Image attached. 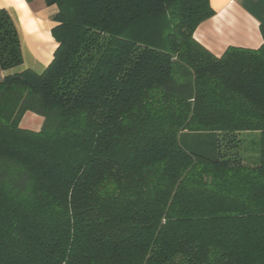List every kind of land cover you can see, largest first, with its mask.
Masks as SVG:
<instances>
[{"label":"trees","instance_id":"obj_1","mask_svg":"<svg viewBox=\"0 0 264 264\" xmlns=\"http://www.w3.org/2000/svg\"><path fill=\"white\" fill-rule=\"evenodd\" d=\"M44 2L52 61L0 81V264H264V26L215 56L209 0ZM22 64L0 9V69Z\"/></svg>","mask_w":264,"mask_h":264},{"label":"crops","instance_id":"obj_2","mask_svg":"<svg viewBox=\"0 0 264 264\" xmlns=\"http://www.w3.org/2000/svg\"><path fill=\"white\" fill-rule=\"evenodd\" d=\"M209 4L214 15L197 26L193 38L211 54L220 56L229 46L257 49L262 45L264 0H209ZM0 9L9 13L16 26L24 63L8 71L0 69V81L27 69L44 71L58 46L51 34L58 25L53 20L57 7L44 0H0ZM42 122L41 117L26 113L20 127L39 131Z\"/></svg>","mask_w":264,"mask_h":264},{"label":"rangeland","instance_id":"obj_3","mask_svg":"<svg viewBox=\"0 0 264 264\" xmlns=\"http://www.w3.org/2000/svg\"><path fill=\"white\" fill-rule=\"evenodd\" d=\"M23 65H24V63H23ZM195 138H196V136L187 135V136H183L182 140L189 142ZM240 138L242 140V146H241L240 154L243 158V162L245 165L251 166L256 162V159L258 157L259 134L255 133V132H245V133L240 134ZM195 142H197V141L195 140ZM197 145L200 146L201 149H205V141H202V139L198 140Z\"/></svg>","mask_w":264,"mask_h":264}]
</instances>
